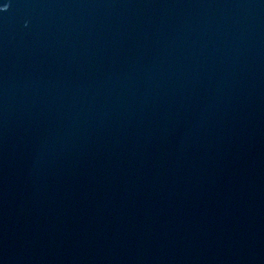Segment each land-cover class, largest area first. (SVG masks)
Masks as SVG:
<instances>
[{"label":"water","instance_id":"water-1","mask_svg":"<svg viewBox=\"0 0 264 264\" xmlns=\"http://www.w3.org/2000/svg\"><path fill=\"white\" fill-rule=\"evenodd\" d=\"M0 264H264V0H0Z\"/></svg>","mask_w":264,"mask_h":264},{"label":"snow or ice","instance_id":"snow-or-ice-1","mask_svg":"<svg viewBox=\"0 0 264 264\" xmlns=\"http://www.w3.org/2000/svg\"><path fill=\"white\" fill-rule=\"evenodd\" d=\"M7 6H4L2 8H0V11H4L6 9Z\"/></svg>","mask_w":264,"mask_h":264}]
</instances>
